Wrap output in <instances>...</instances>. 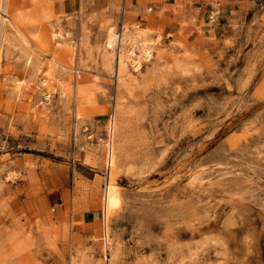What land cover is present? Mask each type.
Wrapping results in <instances>:
<instances>
[{
	"label": "rangeland",
	"instance_id": "rangeland-1",
	"mask_svg": "<svg viewBox=\"0 0 264 264\" xmlns=\"http://www.w3.org/2000/svg\"><path fill=\"white\" fill-rule=\"evenodd\" d=\"M11 2L0 264H264V0ZM122 25L152 55L117 82Z\"/></svg>",
	"mask_w": 264,
	"mask_h": 264
},
{
	"label": "bare ground",
	"instance_id": "bare-ground-1",
	"mask_svg": "<svg viewBox=\"0 0 264 264\" xmlns=\"http://www.w3.org/2000/svg\"><path fill=\"white\" fill-rule=\"evenodd\" d=\"M11 4H12L11 0H1V3H0V26L1 25L3 26L4 23H6L7 21L10 20V18H11L10 15L12 14V12L10 14ZM123 8H125V5H123ZM123 11H124V9H123ZM10 21H12V20H10ZM121 27H122V29L119 30L118 32H115L114 30L111 29L109 31L108 38H106L107 39L106 45L108 47L112 48V47L116 46V48H117V55L115 58V61H116V74L115 75H117V77H116L117 82H121L123 80V78L126 74L128 62L129 63L131 62L133 64V67H135L136 69H139L140 54L141 53L144 54L145 57H147V58L152 55L150 48L143 45V43L138 42L139 37L136 36V34H133L131 32L133 29L132 30L126 29L124 27V25H122ZM127 28H128V26H127ZM17 30H18V27H17ZM0 31H1V33H3V27H2V29L0 28ZM23 37L26 38L25 36H23ZM3 38H4V34L1 35V41L2 42H3ZM141 40H142V38H141ZM104 43H105V41H104ZM104 48H106V47H104ZM135 48L140 49V51L137 52L135 50ZM1 52H2V46L0 44V63H1ZM106 52H108V51H106ZM108 59H110V58H108ZM51 63L54 65L57 64V65H62V66L68 67L65 64H63L57 56L51 57L50 64ZM50 75L51 74L43 76L42 78H40L43 80L42 81L40 80L41 82L40 81L39 82L44 84V85L48 84V81L50 79V77H49ZM51 77H52V75H51ZM0 78H1V76H0ZM115 126H116L115 117L112 116V118L110 120L109 133H108V139H107V144H106V161H105V164H106L107 170H106V174L104 176L105 177L104 178V185L105 186L103 188V215H104L105 246L108 245V242H109L108 241L109 240L108 222H109L110 215L112 214V212L116 208H118V206L121 203V194L119 191L118 183L116 181V169L118 167V162H117V153H116V146H115V136H116V127ZM262 215L264 218V214H262Z\"/></svg>",
	"mask_w": 264,
	"mask_h": 264
},
{
	"label": "built area",
	"instance_id": "built-area-1",
	"mask_svg": "<svg viewBox=\"0 0 264 264\" xmlns=\"http://www.w3.org/2000/svg\"><path fill=\"white\" fill-rule=\"evenodd\" d=\"M211 18L214 19V15L211 14Z\"/></svg>",
	"mask_w": 264,
	"mask_h": 264
}]
</instances>
